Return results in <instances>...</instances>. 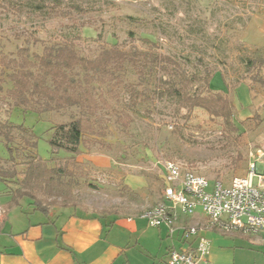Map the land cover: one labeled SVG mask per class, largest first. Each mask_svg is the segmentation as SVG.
Returning a JSON list of instances; mask_svg holds the SVG:
<instances>
[{
    "label": "rangeland",
    "instance_id": "rangeland-1",
    "mask_svg": "<svg viewBox=\"0 0 264 264\" xmlns=\"http://www.w3.org/2000/svg\"><path fill=\"white\" fill-rule=\"evenodd\" d=\"M39 4H58L68 14L49 16L47 8L31 7ZM263 21L264 0H0V37L8 52L28 41H35L34 49L41 50L43 43L69 40L95 56L101 47H110L116 41L125 50H147L146 39H150L161 53L176 57L192 72L202 73L205 67H212L216 72L212 87L227 90L224 76L231 92L243 76L244 60L263 55ZM129 79L135 80L136 76L131 72ZM236 92L231 97L241 109L236 110L235 122L240 131L234 136L223 132L221 119H211L201 109L185 122L174 121V102L140 104L131 111L135 122L129 134L111 124L106 147L83 149L86 159L91 160L86 169L88 180L82 178V185L73 190L72 202L78 210L104 220L108 218L103 215L109 212L129 215L150 209L164 190L165 161L180 163L209 180L226 184L247 176L256 143L264 145V121L244 122L255 115L259 99L251 105L245 86ZM6 109L0 105V118L34 129L39 156L50 160V128L68 123L73 110L39 115ZM259 114L264 116V108ZM66 156L65 151L59 153V157ZM0 157H8L2 142ZM252 161L256 164L257 184L264 167L260 161ZM23 208L27 211L28 206ZM217 231H212L209 241L225 247L220 256L222 264H264V245L254 244L240 234Z\"/></svg>",
    "mask_w": 264,
    "mask_h": 264
},
{
    "label": "trees",
    "instance_id": "trees-1",
    "mask_svg": "<svg viewBox=\"0 0 264 264\" xmlns=\"http://www.w3.org/2000/svg\"><path fill=\"white\" fill-rule=\"evenodd\" d=\"M31 7H45L49 16L68 14L58 4ZM146 42L147 50H125L116 41L89 56L69 40L43 43L41 50L34 49L35 41H28L8 52L0 37V105L8 112L18 108L39 115L73 110L68 123L50 128V160L39 156L34 129L0 118V142L8 151L7 158L0 157V192L9 197L8 209L23 203L45 214L55 208H79L72 202V192L82 185V178L88 180L91 163L83 149L106 147L111 124L129 134L135 122L131 111L140 104L174 102V121L185 122L201 109L211 119L222 120L227 136L239 133L229 92L211 85L216 73L212 67L192 72L176 57L161 53L150 39ZM244 63L243 76L233 88L247 81L264 88V52ZM131 72L135 80L129 79ZM262 120L255 114L244 122ZM61 151L68 156L59 157ZM108 215L118 214L103 216Z\"/></svg>",
    "mask_w": 264,
    "mask_h": 264
},
{
    "label": "crops",
    "instance_id": "crops-1",
    "mask_svg": "<svg viewBox=\"0 0 264 264\" xmlns=\"http://www.w3.org/2000/svg\"><path fill=\"white\" fill-rule=\"evenodd\" d=\"M261 33L264 34V30ZM222 78L227 90L216 91L229 92L231 97L237 89L245 86L249 89L251 105H254L255 98L259 99L254 110L260 115V109L264 108V88L256 89L257 84L247 81L231 92ZM237 102L234 104L239 111L241 108ZM260 116L264 121V116ZM252 159L260 161L264 167V145L256 143L249 164L253 163ZM259 175L264 184V172ZM161 199L162 196L155 205ZM8 201L6 193L0 192V264H164L170 252L196 247V236L185 237L187 227H198L200 235L208 240L212 231L218 230L207 228V219L201 209L192 216L180 214L171 232L164 224L158 228L150 227L143 217L146 210L129 215H108V220H104L102 216L72 207L55 208L47 214L35 211L27 203L8 209ZM24 205L28 206L27 211ZM233 233L254 244L264 245L262 234ZM224 248L210 242L209 264H222L220 256Z\"/></svg>",
    "mask_w": 264,
    "mask_h": 264
},
{
    "label": "built area",
    "instance_id": "built-area-1",
    "mask_svg": "<svg viewBox=\"0 0 264 264\" xmlns=\"http://www.w3.org/2000/svg\"><path fill=\"white\" fill-rule=\"evenodd\" d=\"M255 165L250 164L247 176L226 184L209 180L180 163L165 161L162 199L147 209L143 217L150 227L164 224L173 232L180 214L192 216L201 209L209 229L264 236V184L261 176L257 184L254 182ZM200 232L198 227H187L185 237L196 236V247L170 252L164 264H209L210 241Z\"/></svg>",
    "mask_w": 264,
    "mask_h": 264
}]
</instances>
